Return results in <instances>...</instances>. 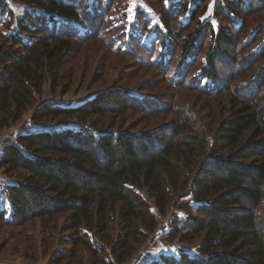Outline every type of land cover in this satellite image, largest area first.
<instances>
[{"label": "trees", "instance_id": "obj_1", "mask_svg": "<svg viewBox=\"0 0 264 264\" xmlns=\"http://www.w3.org/2000/svg\"><path fill=\"white\" fill-rule=\"evenodd\" d=\"M19 1L42 14L27 11L18 19V30L0 32V129L22 117L48 79L55 92L71 89L63 82L62 70L73 47L71 34L46 24L57 18L80 26L95 22L79 0ZM164 1L158 0L162 24L173 38L177 32L171 24L189 12V20L182 23L190 30L182 36L185 57H192L198 42L209 36L201 70L213 83L220 76L217 57L235 53L236 34L245 32L235 19L256 14L262 9L255 7L264 5V0H221L214 13L219 18L216 27L199 18L207 0H183L180 8L171 9ZM0 11L7 12L6 4ZM254 55V65L263 61L254 75L259 77L255 86L231 91L232 82L227 85L225 80L202 87L225 97L220 118L213 112L205 115L206 129L181 109L168 112L166 106L161 109L120 88L100 91L74 107L44 103L35 119L76 118L82 125L88 122L91 130L31 132L4 145L0 168L10 176L17 174V181L3 189L11 212L0 208V221L20 225L64 216V228L71 234L52 264H85L84 252L89 264H122L155 231L157 212L164 216L174 199L191 196L194 206L180 205L189 218L182 227L175 221L172 234L190 243L203 235L198 254L183 252L179 259L166 256L149 264H264V45ZM171 113L172 119H162ZM128 114H140L142 124L151 118L161 122L141 131L123 128ZM106 117L123 122L113 130L94 120ZM142 188L151 201L140 193Z\"/></svg>", "mask_w": 264, "mask_h": 264}, {"label": "rangeland", "instance_id": "obj_2", "mask_svg": "<svg viewBox=\"0 0 264 264\" xmlns=\"http://www.w3.org/2000/svg\"><path fill=\"white\" fill-rule=\"evenodd\" d=\"M1 1L0 10L3 4L7 7L6 13L2 14L0 11V32L3 34L18 30V19L24 18L27 11L35 15L42 14L36 6L26 5L19 0ZM79 1L91 12L89 16L95 19L94 23L80 26L57 18L46 24L48 29L71 34L73 47L67 55L68 61L62 66L63 82L71 89L62 93V87H59L55 92L50 80L45 81L42 92L36 94L34 103L24 111L22 117L16 123L0 129V158L4 145L16 143L20 134L56 132L62 129L91 130L88 122L82 125L76 118L35 119V111L44 103L52 107H74L92 99L100 91L120 88L127 95L141 101L149 100L161 109L166 106L167 110L170 109L168 112L176 108L181 109L192 115L206 129L208 119L205 115L213 112L216 119L220 118V102L225 101V97L224 93L216 95L204 92L202 87L205 90L212 85L219 86L225 80L228 85L230 80L232 91L235 87L249 88L259 79L254 75L258 74L263 61L254 65L253 57L264 45V5L255 7L257 10L262 9L256 14L235 19L236 26L242 25L241 28L245 32L243 35L236 34L238 45L235 53L221 52L217 57L220 76L218 83H213L203 77L201 70L205 62V52L210 45L209 36L198 42L192 57H185L181 49L184 40L182 36H187L190 31H185L182 24L189 20V12L181 14L179 21L171 24V29L177 32L173 38L168 34L167 27L162 24V11L158 0ZM182 1L165 0L164 6L171 9ZM219 2L221 0H207L206 10L199 16L202 22L209 20L214 26H218L219 18L217 19L214 13ZM193 5L194 2L191 1L190 6ZM253 43L255 45L251 47ZM173 115L174 113H171L162 119H172ZM139 117L140 114H128L126 123L120 117L94 120L103 124L104 128L112 127L113 130H117L118 125L123 122V128L132 126L136 131L161 122L159 118H151L146 124H142L144 122H139ZM208 136L210 138L211 134ZM16 177L17 174L10 176L4 167L0 168V189L3 190L6 184L15 183ZM140 193L151 201L146 188L140 189ZM183 196L174 199L164 216L156 213L158 225L155 231L141 244L136 254L122 264H149L151 261H161V258L166 256L179 259L183 252L198 254L203 235L190 243L172 234L175 221L182 227L183 222L189 218L180 205L183 202H189L191 206L195 204L191 196ZM3 207L9 215L11 205L5 190L0 195V208ZM195 214L194 209L192 215ZM65 220L64 216L51 220L35 218L20 225L0 221V264H52V257L59 250L66 248L62 243L63 239L71 234L64 228ZM82 257L85 264H89L87 252H84ZM114 264L118 263L114 261Z\"/></svg>", "mask_w": 264, "mask_h": 264}]
</instances>
